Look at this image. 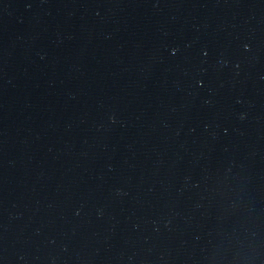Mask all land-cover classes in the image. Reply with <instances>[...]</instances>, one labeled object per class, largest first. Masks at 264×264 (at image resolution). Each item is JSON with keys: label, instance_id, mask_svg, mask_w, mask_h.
Segmentation results:
<instances>
[{"label": "water", "instance_id": "95a60500", "mask_svg": "<svg viewBox=\"0 0 264 264\" xmlns=\"http://www.w3.org/2000/svg\"><path fill=\"white\" fill-rule=\"evenodd\" d=\"M0 264H264V0H0Z\"/></svg>", "mask_w": 264, "mask_h": 264}]
</instances>
